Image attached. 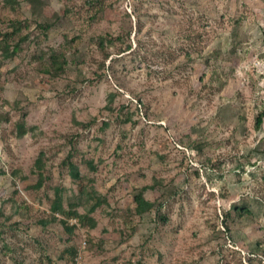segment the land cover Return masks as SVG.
Listing matches in <instances>:
<instances>
[{
	"label": "rangeland",
	"instance_id": "rangeland-1",
	"mask_svg": "<svg viewBox=\"0 0 264 264\" xmlns=\"http://www.w3.org/2000/svg\"><path fill=\"white\" fill-rule=\"evenodd\" d=\"M0 264H264V0H0Z\"/></svg>",
	"mask_w": 264,
	"mask_h": 264
},
{
	"label": "trees",
	"instance_id": "trees-1",
	"mask_svg": "<svg viewBox=\"0 0 264 264\" xmlns=\"http://www.w3.org/2000/svg\"><path fill=\"white\" fill-rule=\"evenodd\" d=\"M258 122H260V118H258Z\"/></svg>",
	"mask_w": 264,
	"mask_h": 264
}]
</instances>
